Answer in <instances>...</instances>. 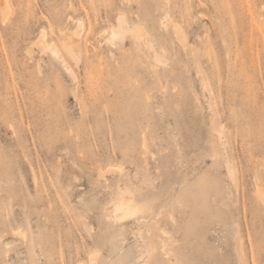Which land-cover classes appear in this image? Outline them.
Listing matches in <instances>:
<instances>
[{"label": "rangeland", "instance_id": "rangeland-1", "mask_svg": "<svg viewBox=\"0 0 264 264\" xmlns=\"http://www.w3.org/2000/svg\"><path fill=\"white\" fill-rule=\"evenodd\" d=\"M95 257L264 264V0H0V264Z\"/></svg>", "mask_w": 264, "mask_h": 264}, {"label": "bare ground", "instance_id": "bare-ground-1", "mask_svg": "<svg viewBox=\"0 0 264 264\" xmlns=\"http://www.w3.org/2000/svg\"><path fill=\"white\" fill-rule=\"evenodd\" d=\"M175 26H177V25H175ZM177 27H179V26H177ZM177 31L178 32L180 31L179 28L177 29ZM45 34L44 33L42 34V38L40 39L39 44H41L44 51L48 50L51 52V55L53 56V58L60 64V66L67 72V74H69V76L75 77L74 76V70L71 68L70 64L68 63L67 59L65 58L63 51L55 43H51V42L45 40L44 39V38H46ZM128 35L133 37V39L138 43L139 46L143 45V41H144L143 26L140 25L139 23L135 22V21L129 20L125 14L121 13L117 16L116 26L112 28L109 40L113 44L116 43L117 41L123 42ZM67 36H68V38L66 37V41L64 42L66 45V48L78 55L79 51H80V44H81L80 40H79L80 36L77 33H71ZM198 72H199V70H198ZM199 73L200 74L202 73L201 70ZM203 78H205V77L203 76ZM206 82H207V80H206ZM210 107L212 108V106H210ZM217 131H218L220 139L222 141V145L224 146V148H226V143L224 142L223 137L221 136L222 132L219 129H217ZM226 165L228 167V172H229V176H230L231 180L234 183H236V180H237L236 174L237 173L235 170V166H233L232 160L227 155H226ZM100 174H101V172H100ZM133 201H134V199L131 195H129L127 193H122L121 196L119 197L118 203H115V204L113 203V205H112L113 210L115 211L116 217L118 218L119 221H123L125 219H128L129 217L136 214L137 210H136V208H134L132 206ZM119 212H121V214H118ZM240 245H241V242L239 240H237V238H236V247H237L238 251L240 250ZM96 260H97L96 257L92 258L91 264H96V262H97Z\"/></svg>", "mask_w": 264, "mask_h": 264}]
</instances>
